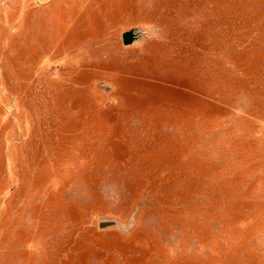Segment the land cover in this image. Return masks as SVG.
Returning <instances> with one entry per match:
<instances>
[{
  "label": "rangeland",
  "instance_id": "374dc122",
  "mask_svg": "<svg viewBox=\"0 0 264 264\" xmlns=\"http://www.w3.org/2000/svg\"><path fill=\"white\" fill-rule=\"evenodd\" d=\"M0 264H264V0H0Z\"/></svg>",
  "mask_w": 264,
  "mask_h": 264
},
{
  "label": "water",
  "instance_id": "95a60500",
  "mask_svg": "<svg viewBox=\"0 0 264 264\" xmlns=\"http://www.w3.org/2000/svg\"><path fill=\"white\" fill-rule=\"evenodd\" d=\"M142 34H143V31L139 28L123 32L121 35L123 45L124 46H131V45L135 44L136 41L139 40V38ZM112 225H113V222L100 223L99 227L104 229V228H108L109 226H112Z\"/></svg>",
  "mask_w": 264,
  "mask_h": 264
},
{
  "label": "crops",
  "instance_id": "0c3cea01",
  "mask_svg": "<svg viewBox=\"0 0 264 264\" xmlns=\"http://www.w3.org/2000/svg\"><path fill=\"white\" fill-rule=\"evenodd\" d=\"M158 34H160L159 32H157Z\"/></svg>",
  "mask_w": 264,
  "mask_h": 264
}]
</instances>
